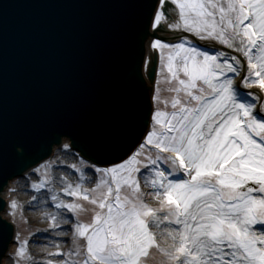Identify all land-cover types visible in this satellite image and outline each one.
Here are the masks:
<instances>
[{
  "label": "snow or ice",
  "instance_id": "obj_1",
  "mask_svg": "<svg viewBox=\"0 0 264 264\" xmlns=\"http://www.w3.org/2000/svg\"><path fill=\"white\" fill-rule=\"evenodd\" d=\"M137 4L167 94L157 85L141 130L114 160L82 146L71 166L78 181L63 177L50 197L69 219L51 215L71 230V245L42 264H264V0ZM170 11L174 42L156 36ZM61 133L74 138L69 127ZM8 165L0 141V170ZM47 169H30L43 170L32 189L50 187ZM15 240L14 264H36L28 241Z\"/></svg>",
  "mask_w": 264,
  "mask_h": 264
},
{
  "label": "water",
  "instance_id": "obj_2",
  "mask_svg": "<svg viewBox=\"0 0 264 264\" xmlns=\"http://www.w3.org/2000/svg\"><path fill=\"white\" fill-rule=\"evenodd\" d=\"M23 1L29 4V1ZM62 4L57 2L55 8L50 6L47 11H37L34 16L42 18L49 26L48 30L53 24L57 31L62 32L55 41L54 49H61L65 44L66 50L57 55L76 63L70 68L73 78L66 81L64 69L62 78L48 76L49 85L45 90L40 89L43 81L38 78L35 86L31 84L34 88L27 90L31 99L17 102L15 113L8 112L11 115L9 120L4 122L5 118L0 117L4 122L0 128L5 125L0 140L7 147H18L20 144L19 148L25 152L22 168L49 154L52 144L59 142L61 135H68L61 133L56 136L54 133L68 127L74 133V138L70 136L72 145L79 151L87 144L93 152H102L106 158L114 160L131 146L150 110L151 87L146 84L141 68L145 41L152 36L147 35L144 27L136 22L139 14L137 0H79L69 8H62ZM171 13L175 12L170 11L169 19L172 18ZM17 29L14 28L15 32H18ZM164 35L170 40L179 36L169 31L166 24L156 33L160 38ZM145 46L144 74L150 53L155 51L149 48L148 42ZM48 48L53 51V46ZM51 56L50 52L48 57L44 56L46 65H38L42 75L47 74L50 66L60 63L56 56H53L52 62ZM103 57L109 65L100 70L101 63L97 64ZM155 68L154 57L148 69L150 80L154 78ZM57 82L67 84L63 87L66 95L54 91ZM76 90H80L81 94ZM74 94L82 105L73 104L71 99ZM36 96L42 97L43 102L35 103ZM65 111H69L68 114L64 115ZM44 146L47 150L41 152L40 147ZM13 168L14 162H9L5 170H0V188ZM6 236L7 231L3 227L0 248Z\"/></svg>",
  "mask_w": 264,
  "mask_h": 264
},
{
  "label": "bare ground",
  "instance_id": "obj_3",
  "mask_svg": "<svg viewBox=\"0 0 264 264\" xmlns=\"http://www.w3.org/2000/svg\"><path fill=\"white\" fill-rule=\"evenodd\" d=\"M174 17L175 15H173V17L170 19H167L166 17L163 24H166V27L169 31H172L174 33L181 35V32L179 30H173L169 28V24L172 23V20L174 19ZM150 40H147L148 44ZM170 41H175V40H170ZM195 42L205 48H208L209 50H211L213 47L218 46L217 42L214 40H203V41L196 40ZM249 90H252V89H249ZM67 142H68V139L64 138L63 145L58 146V147L56 146L52 152L53 153L52 157L48 160V162L50 163V167H51V173L54 175L53 177L59 175L58 167L61 166L62 164H65V160L66 159L69 160L71 158V155L73 154V152L70 151L69 148L67 147ZM63 155H65L66 158H64ZM29 173H32V171H30ZM52 181L53 182H51L50 187H48L50 191L45 192L46 193L45 195H52V188L62 189L60 186L58 187V185L56 184L55 178H53ZM30 182H31V179L28 174L23 175V177H18L9 183L8 187L5 189L4 194L7 195V192L11 189H13L17 193H21L22 190H24L25 188L24 184L30 185ZM17 200L22 207H27L31 205L32 206H35V205L44 206L42 199H40L39 195L37 194L30 196V195L21 193L19 197L17 196ZM55 207L57 208L56 204H55ZM40 209L41 208H39L38 210ZM4 216H6V214H4ZM25 217H26V232H27V241H28V244L26 245V247L32 259L36 262V264H41L42 262H46L48 259H59V256L52 255V253L55 252L56 247H60L61 245L65 244L64 243L65 240H68L69 242H71V239H70L71 230L70 232L62 230V229L58 230V228L60 227H55L53 225L52 219H47V220L46 219H43V220L32 219L30 213H26ZM62 221L64 224L68 223V218L64 214H60L57 217V220L55 223L61 224ZM41 233L49 234L50 237L41 236L40 235ZM57 237H62V239L55 240V238ZM36 241H38V244H34ZM34 246L42 247L41 248L42 252L34 251V249H32L34 248ZM15 248H16V241L11 243L6 253L2 255V264H8V261L10 260L9 258L13 259V256L10 255V253H15L14 252Z\"/></svg>",
  "mask_w": 264,
  "mask_h": 264
},
{
  "label": "rangeland",
  "instance_id": "obj_4",
  "mask_svg": "<svg viewBox=\"0 0 264 264\" xmlns=\"http://www.w3.org/2000/svg\"><path fill=\"white\" fill-rule=\"evenodd\" d=\"M160 67H161V64L159 65V71L157 73L158 76H157V80H156V87L158 85L161 89L162 94L166 95L167 93L164 91V89L167 87V85L164 84L163 79L161 77ZM153 95H154V93H153ZM67 147H68V145H67ZM69 150L72 151L70 148H69ZM63 156H64V158H66L65 155H63ZM80 158L81 157L78 156V154L76 155L75 152H73V154L71 155V158L69 160L66 159L65 164H62L61 166L58 167L59 175H57L55 177H53L54 175L51 173L50 163L45 162L48 164L47 171H48L49 177L51 178V182H53L52 179L55 178L56 184L58 185V187L60 186L62 189L66 186L63 182V177H67V180L69 182L76 183L78 181V176L71 170V166L73 164H76L79 167V159ZM45 163H43V164H45ZM43 164H41V165H43ZM28 175L30 176V179H31L30 185L24 184L25 188H24V190H22L21 193H24V194L30 195V196H33L36 194L39 195V198L42 199L44 206H38V205L32 206L31 205V206H27V207H22L17 200V196L19 197L21 195V193H17L13 189L9 190L7 192V195H6L8 205H7V209H6L5 214L9 219H12L16 223V226L18 229V234L20 236L21 241L27 240L26 217H25L26 213H30L32 219H40V220L51 219V215L55 214L57 211H60V214H64L63 211H61L55 207L54 203L50 202L51 195H45L46 194L45 192L50 191L49 188L40 189V190H35V189L31 188V184L33 182H35L38 179H41L43 177V170L39 173H36L35 175L33 174V172L28 174ZM87 175H89V177H90L92 174L88 173ZM23 180H24V178H23ZM17 182H16V184H17ZM93 183H94V180H92V179L86 180L85 186L91 187ZM145 191H148L150 193L151 190L148 189L147 187H145ZM62 198L65 200L70 199V197L63 195V194H62ZM13 200H15L17 202V206L15 208H13L11 206V202ZM148 202L152 203V204L156 203V201L154 199H152L151 195L148 196ZM39 208H41V209L38 210ZM72 222L74 223V221H72ZM68 223H69V219H68ZM61 229L70 232L69 228H66V227L58 228V230H61ZM40 235L44 236V237H48V236L50 237L49 234H45V233H41ZM56 239H62V237H57V238H55V240ZM64 243L65 244L61 245L60 247L66 250L71 245V242H69L68 240H65ZM34 244H38V241H36ZM41 248L42 247H40V246H34V248H32V249H34V251H37V252H42ZM16 249H17V243H16V248H15L14 252L16 251ZM9 259L10 260L8 261V264H14V259H12V258H9ZM59 259H63V257L59 256Z\"/></svg>",
  "mask_w": 264,
  "mask_h": 264
}]
</instances>
